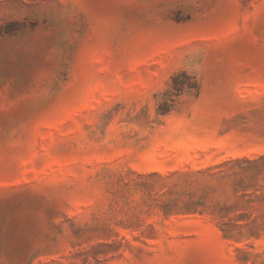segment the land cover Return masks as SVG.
<instances>
[{"label":"rangeland","instance_id":"obj_1","mask_svg":"<svg viewBox=\"0 0 264 264\" xmlns=\"http://www.w3.org/2000/svg\"><path fill=\"white\" fill-rule=\"evenodd\" d=\"M0 264H264V0H0Z\"/></svg>","mask_w":264,"mask_h":264},{"label":"trees","instance_id":"obj_2","mask_svg":"<svg viewBox=\"0 0 264 264\" xmlns=\"http://www.w3.org/2000/svg\"><path fill=\"white\" fill-rule=\"evenodd\" d=\"M181 76H184L186 80L191 79V77L186 72H182L177 76H175L173 81L174 82L173 86L165 94L166 95L165 99L167 102L174 100V97L178 96L186 87L187 85L186 80L179 81Z\"/></svg>","mask_w":264,"mask_h":264}]
</instances>
